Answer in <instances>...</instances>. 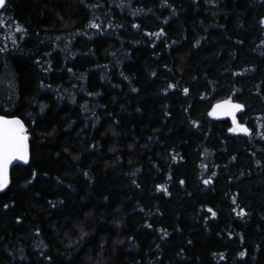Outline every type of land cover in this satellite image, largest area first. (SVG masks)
I'll return each mask as SVG.
<instances>
[{
	"label": "trees",
	"instance_id": "obj_1",
	"mask_svg": "<svg viewBox=\"0 0 264 264\" xmlns=\"http://www.w3.org/2000/svg\"><path fill=\"white\" fill-rule=\"evenodd\" d=\"M262 20L264 0H5L0 113L31 159L0 189V264H264Z\"/></svg>",
	"mask_w": 264,
	"mask_h": 264
},
{
	"label": "snow or ice",
	"instance_id": "obj_2",
	"mask_svg": "<svg viewBox=\"0 0 264 264\" xmlns=\"http://www.w3.org/2000/svg\"><path fill=\"white\" fill-rule=\"evenodd\" d=\"M166 2V0H165ZM5 5V0H0V8ZM264 24V20L260 21ZM6 26V25H5ZM94 27H99V25H93ZM136 27H139L138 25ZM17 31H25L24 29L18 28ZM163 31V30H161ZM199 42H197L198 44ZM264 43V41H262ZM174 87V86H173ZM184 92L187 93L188 89L185 88ZM244 105L239 103H233L231 101H224L221 104L216 105L217 110H222L227 115L233 117V122L235 127L231 131H240L251 135V130L246 126L241 125L235 118L234 113L236 111L242 110ZM27 140L28 135L26 133L25 125L19 118H7L6 116H0V189L5 188L10 183L9 176V165L15 159L25 160L27 157ZM183 183V181H181ZM205 184L209 183L208 180L204 181ZM162 190L167 191L163 186H159ZM211 211V209L209 210ZM239 215H247L245 210L241 209ZM215 216L216 213L212 212ZM150 227V225H149ZM39 231V230H37ZM167 233H165L166 235ZM245 253H241V256Z\"/></svg>",
	"mask_w": 264,
	"mask_h": 264
},
{
	"label": "water",
	"instance_id": "obj_3",
	"mask_svg": "<svg viewBox=\"0 0 264 264\" xmlns=\"http://www.w3.org/2000/svg\"><path fill=\"white\" fill-rule=\"evenodd\" d=\"M221 104V103H220ZM214 115L218 118H222V117H225L227 116V114H225L224 111L222 110H217L216 107L214 108ZM0 116H6L7 118H19V117H13V116H7V115H4V114H1L0 113ZM23 124L25 125L24 121L19 118ZM25 129H26V125H25ZM27 133V132H26ZM28 135V133H27ZM27 157L25 160H20V159H15L11 162V164L9 165V174L10 172L12 171V169L16 166V165H19V164H27L29 163L30 159H31V144H30V137L28 135V140H27Z\"/></svg>",
	"mask_w": 264,
	"mask_h": 264
},
{
	"label": "rangeland",
	"instance_id": "obj_4",
	"mask_svg": "<svg viewBox=\"0 0 264 264\" xmlns=\"http://www.w3.org/2000/svg\"><path fill=\"white\" fill-rule=\"evenodd\" d=\"M237 112H238V111H236V112L234 113L235 116H236ZM243 126H244V125H243ZM234 127H235V126H234ZM234 127H233V128H234ZM232 132H233V131H232ZM233 133H243V132L236 131V132H233Z\"/></svg>",
	"mask_w": 264,
	"mask_h": 264
}]
</instances>
